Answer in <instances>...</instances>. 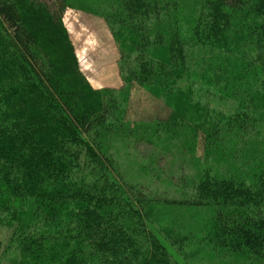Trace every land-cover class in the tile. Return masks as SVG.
I'll use <instances>...</instances> for the list:
<instances>
[{
    "label": "trees",
    "instance_id": "obj_1",
    "mask_svg": "<svg viewBox=\"0 0 264 264\" xmlns=\"http://www.w3.org/2000/svg\"><path fill=\"white\" fill-rule=\"evenodd\" d=\"M73 7L106 23L121 89L95 90L80 70L62 22ZM134 87L161 98L169 118L128 122ZM106 139L180 144L197 174L177 179L182 199H164L126 179ZM165 206L209 211L203 240L215 253L264 264V0H0L10 264H182L168 241L183 249L187 238L166 246L150 228L148 213Z\"/></svg>",
    "mask_w": 264,
    "mask_h": 264
},
{
    "label": "rangeland",
    "instance_id": "obj_2",
    "mask_svg": "<svg viewBox=\"0 0 264 264\" xmlns=\"http://www.w3.org/2000/svg\"><path fill=\"white\" fill-rule=\"evenodd\" d=\"M41 1L48 5L53 2V0ZM62 22L70 35L80 70L91 87L95 90L121 89L124 84L119 70L118 49L102 17L73 7L65 11ZM114 96L118 97V93ZM208 101L211 102L210 106L213 104L216 112L227 110L218 101L214 102L213 98ZM169 114L170 110L161 98H155L138 87H134L131 91L125 117L128 122L151 123L158 118L168 119ZM114 116L119 118L120 114L115 113ZM106 141L111 147L113 146L114 157L118 160V164L123 166L126 179L142 184L164 199H180L177 179L181 176L189 178L197 174L195 159H191L188 153L182 154L184 151L180 144L173 143L169 150H165L163 147L166 143L163 142L161 145L162 141H155L154 146L144 143L138 146L130 143L131 145L126 146L117 139L115 142L110 139ZM197 146L195 158L202 160L201 138ZM169 179L172 180L168 181ZM158 208L154 209L153 213H148V217L152 221L150 228L158 231L161 240L167 238L179 242L176 240L187 238L182 243L183 249L168 241L169 252L176 261L182 264H241L228 259L227 256H221L219 252L215 253L214 244L203 240L208 233L206 219L211 217L209 211L178 208V206ZM165 244L167 246L166 242ZM17 257L15 246L9 243V233L5 228L0 227V264H10Z\"/></svg>",
    "mask_w": 264,
    "mask_h": 264
}]
</instances>
